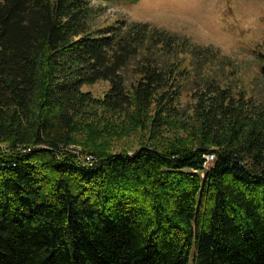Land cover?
Instances as JSON below:
<instances>
[{
	"label": "trees",
	"instance_id": "1",
	"mask_svg": "<svg viewBox=\"0 0 264 264\" xmlns=\"http://www.w3.org/2000/svg\"><path fill=\"white\" fill-rule=\"evenodd\" d=\"M93 1L0 0V264H264V94Z\"/></svg>",
	"mask_w": 264,
	"mask_h": 264
},
{
	"label": "rangeland",
	"instance_id": "2",
	"mask_svg": "<svg viewBox=\"0 0 264 264\" xmlns=\"http://www.w3.org/2000/svg\"><path fill=\"white\" fill-rule=\"evenodd\" d=\"M92 5L107 24L149 23L188 37L195 44L219 49L224 64L218 78L223 76L221 80L234 93L241 92L257 101L263 99L264 0H110L93 1ZM108 88L107 83L98 82L90 90L101 97ZM111 120L116 123L119 119L112 116ZM110 130L112 134H106L110 146H136V132L121 138L116 128ZM73 149L80 152L82 147L75 145Z\"/></svg>",
	"mask_w": 264,
	"mask_h": 264
},
{
	"label": "built area",
	"instance_id": "3",
	"mask_svg": "<svg viewBox=\"0 0 264 264\" xmlns=\"http://www.w3.org/2000/svg\"><path fill=\"white\" fill-rule=\"evenodd\" d=\"M88 162H90L92 159H91V156H87L86 157ZM213 159H214V155L212 154H208L205 156V166L211 164L213 162Z\"/></svg>",
	"mask_w": 264,
	"mask_h": 264
}]
</instances>
